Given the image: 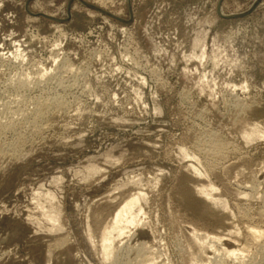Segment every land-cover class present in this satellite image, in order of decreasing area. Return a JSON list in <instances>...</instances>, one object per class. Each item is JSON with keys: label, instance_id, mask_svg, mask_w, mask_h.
<instances>
[{"label": "rangeland", "instance_id": "obj_1", "mask_svg": "<svg viewBox=\"0 0 264 264\" xmlns=\"http://www.w3.org/2000/svg\"><path fill=\"white\" fill-rule=\"evenodd\" d=\"M263 214L264 0H0V264H264Z\"/></svg>", "mask_w": 264, "mask_h": 264}, {"label": "bare ground", "instance_id": "obj_2", "mask_svg": "<svg viewBox=\"0 0 264 264\" xmlns=\"http://www.w3.org/2000/svg\"><path fill=\"white\" fill-rule=\"evenodd\" d=\"M57 103V102H56ZM57 105V104H56ZM45 105H43V108H44ZM38 108V107H37ZM38 109L36 111V116H35V119L39 118V117H42L44 116V114H46V110L45 109ZM46 108V107H45ZM33 109V108H32ZM30 113V111H29ZM33 113V112H32ZM21 114V113H20ZM24 115V114H23ZM28 115V114H27ZM21 116V115H20ZM26 116V115H25ZM28 118V117H27ZM41 119V118H39ZM38 121V120H37ZM35 122V121H34ZM33 123V122H32ZM36 123V122H35ZM45 124V123H44ZM43 124V125H44ZM46 125V124H45ZM40 128H42V124H41V127H40V124L38 126ZM216 138V137H215ZM214 139V138H213ZM213 142V140H212ZM214 143V142H213ZM212 147V145H211ZM213 147L215 149V151H218V152H221V150L223 149L222 145L217 142H215V146L213 144ZM225 147V146H224ZM198 191V194L204 196L203 198L204 199H210V194L213 192L212 191V187L211 188H200L199 190L197 189ZM211 192V193H210ZM247 195V194H246ZM201 196V197H202ZM139 199V196H134V197H131L129 199H123V201L119 202L118 203V206H117V211L115 212V214L113 215V219H111L110 223H109V228L104 225L103 223V217H102V214H95L94 217H93V227L90 228L89 232H88V237L93 245L94 248H97L98 250V253L99 255L102 257L103 261H108L111 260V255H112V250H111V246H112V243L115 241V239L117 238H120L121 236L124 237L125 233H126V229L128 228V226H130V224L134 223L135 221V218H127V215L132 213L134 207H135V204L137 203ZM112 211V210H111ZM132 211V212H131ZM110 213V212H109ZM108 213V214H109ZM113 213V211H112ZM264 215V214H263ZM131 216V215H130ZM129 217V216H128ZM264 217V216H263ZM130 228V227H129ZM248 228V227H247ZM89 229V228H88ZM248 233L250 234L251 238L253 241L251 242H258L259 243V240H262V237H264V229L262 230L261 228L258 229L257 227H249L247 229ZM233 232V231H232ZM234 234V233H233ZM238 234V233H237ZM247 234V232H246ZM230 235V234H229ZM227 235V236H229ZM248 235V234H247ZM246 235V236H247ZM130 237V236H129ZM225 237V236H224ZM122 238V237H121ZM189 238L193 241V246H192V249L190 250L189 252V259L190 260H195L192 264H204L206 262L204 261H196V260H208L207 263H211L213 262L214 263V260H222L224 256H227V257H238L243 251H246L247 248L244 250L243 249V246L244 244L242 243V247H240V250L242 249L241 253L238 254L239 252L237 250H234V249H230L231 251H228V250H224V253L220 256L222 257H219V259L217 258L218 256H216V259L215 258V255L214 256V260L211 258H208V254L210 253L211 249L213 248L214 245H216V243L220 242L221 241V238H217V237H209L207 235H204L202 233H199L197 231H192V233L190 234ZM231 238V237H230ZM234 238V237H233ZM119 240V239H118ZM123 240V239H122ZM223 240V239H222ZM235 240V238H234ZM237 240V239H236ZM227 241V240H226ZM264 241V239H263ZM119 242V241H118ZM237 242V241H236ZM255 242V243H256ZM261 242V241H260ZM124 243V242H123ZM229 243V242H228ZM250 243V242H249ZM257 243V244H258ZM225 244V243H224ZM220 245V244H218ZM262 246H264V243L262 242L261 244ZM146 246V245H145ZM145 246H142V248L139 250V257L141 258H144V264L149 260L147 259V257H144V252L146 249ZM220 247H222L220 245ZM219 247V248H220ZM225 247V246H224ZM223 248V247H222ZM234 248V247H233ZM236 249V248H235ZM220 250V249H219ZM223 250V249H222ZM150 251V250H149ZM238 253H237V252ZM97 253V254H98ZM215 253V252H214ZM213 253V254H214ZM221 253V252H220ZM244 253V252H243ZM242 255H246V254H243ZM218 255V254H217ZM248 255V254H247ZM147 256V255H146ZM222 258V259H220ZM226 258V257H225ZM234 258H231L234 260ZM240 258L242 259V256H239V258H237L238 261H240V263L242 264L243 260H240ZM228 259V258H227ZM142 260V261H143ZM236 260V261H237ZM238 261L237 263L235 264H238ZM223 261H220L219 264H223L221 263ZM106 263V262H104ZM148 263V262H147ZM218 263V262H217ZM216 263V264H217ZM233 263V262H232ZM142 264V263H141ZM212 264V263H211ZM244 264V262H243Z\"/></svg>", "mask_w": 264, "mask_h": 264}, {"label": "water", "instance_id": "obj_3", "mask_svg": "<svg viewBox=\"0 0 264 264\" xmlns=\"http://www.w3.org/2000/svg\"><path fill=\"white\" fill-rule=\"evenodd\" d=\"M82 3H83L85 6H87V7H89V8H92V9H95V10H98V11H100V12L106 14V15H109L110 17H112V18H114V19H117V20L123 21V20H121L120 18H118L117 16H115V15H111V14L105 12V11H102V10L98 9L97 7H95V6H92V5L87 4V3H85V2H82ZM218 14H219L221 17H224V18H232V17H235V16H226V15H223L220 11H218ZM42 15H43L44 17H47V18H50V19H54V18H52V17H50V16H47V15H44V14H42ZM54 20H55V19H54Z\"/></svg>", "mask_w": 264, "mask_h": 264}]
</instances>
